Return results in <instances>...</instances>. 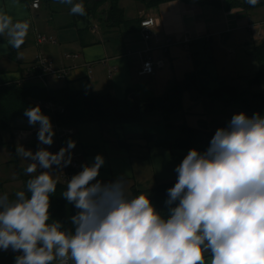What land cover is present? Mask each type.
Wrapping results in <instances>:
<instances>
[{"label":"crops","instance_id":"0c3cea01","mask_svg":"<svg viewBox=\"0 0 264 264\" xmlns=\"http://www.w3.org/2000/svg\"><path fill=\"white\" fill-rule=\"evenodd\" d=\"M94 1L98 0H82L85 15L80 16L71 13V5L56 0H40L38 8H33L32 2L0 0V13L11 16L13 22L27 21L30 25L20 49L25 53L24 59L17 58V50L11 47L9 37L0 35V85L36 83L49 89L110 93L121 100L135 98L149 103L146 100L164 96L187 73L194 71L199 85L208 91L225 83L240 92L264 93L263 85L251 82L260 68L255 49L264 40L261 0L249 6L245 5L247 0H163L155 6L139 0H119L123 20L115 26L107 22L110 2L94 13ZM230 4L233 5L228 7ZM146 15L159 19L149 41L143 39L140 28V20ZM37 33L48 34L55 42L40 43ZM187 37L191 40L184 44ZM168 39L172 44L164 48ZM147 46L153 48L155 58L164 61V66L156 68L153 74L140 73L142 58L138 51ZM38 54L57 69L67 68L68 74L48 75L44 81L34 77ZM109 70H113L111 77ZM241 112L249 117L255 113L264 116V107L247 110L240 104L207 96L194 99L186 92L182 109L172 115L169 127L156 109L146 112L141 121L72 126L74 131L63 144L65 147L68 140L75 141L72 150L79 154L81 166L91 165L96 155H102L105 163L97 179L109 182L124 176L128 193L132 195L133 189L176 182L175 168L191 150L168 145L150 147L146 134L176 140L181 136L180 126L196 127L202 120L215 134L218 128L228 125L234 114ZM38 129L39 124L32 126L27 120L16 121L7 128L0 126V194L22 190L25 178L30 176L25 172L29 161L16 154L17 143L34 152L41 147L58 145L56 134L52 145H41ZM192 149L203 152L207 147L198 144ZM51 171L60 182L63 169L54 166ZM1 176L12 177L4 180ZM7 185L9 190L5 189ZM15 258L11 248L7 252L0 249V264H15ZM209 260L210 255L206 254V261ZM69 263L74 264L71 260Z\"/></svg>","mask_w":264,"mask_h":264},{"label":"clouds","instance_id":"9594fccd","mask_svg":"<svg viewBox=\"0 0 264 264\" xmlns=\"http://www.w3.org/2000/svg\"><path fill=\"white\" fill-rule=\"evenodd\" d=\"M60 3L85 15L82 0ZM29 27L0 13V35L9 37L18 59L25 57L20 49ZM24 116L30 125L39 124L40 144L52 145L55 131L41 107L25 109ZM75 146L71 139L56 153L17 146L16 154L29 161L26 174L40 171L27 181L30 195L0 194V249L20 253L15 264H264V116L234 114L205 151H188L167 189L166 215L149 195L131 196L124 176L97 179L105 160L96 155L62 194L78 210L69 230L60 221L49 223L57 187L51 170L70 165Z\"/></svg>","mask_w":264,"mask_h":264},{"label":"trees","instance_id":"16d2710c","mask_svg":"<svg viewBox=\"0 0 264 264\" xmlns=\"http://www.w3.org/2000/svg\"><path fill=\"white\" fill-rule=\"evenodd\" d=\"M22 1L33 3L34 0ZM107 1L110 2V7L106 10L107 22L112 26L118 25L123 20L122 10L118 6L119 0L94 1L92 10L96 13L97 9ZM139 1L147 6H155L163 0ZM73 2H77V0H73ZM261 3L264 4V0H261ZM231 5L233 4H230L228 7ZM245 5L249 6L251 4L246 2ZM255 56L260 68L255 77L251 79V82L261 84L264 87V40L256 46ZM34 71L35 73L38 72L36 68H34ZM186 92L194 99L207 96L229 103L240 104L247 110L264 107V93L240 92L225 83H222L215 90L208 91L199 85L197 75L194 71L187 73L184 79L177 82L164 96L158 98L151 97L149 100H146V102H154L153 105L146 107H142L145 101L135 98L121 100L110 93L72 91L67 88L49 89L46 86L36 83L10 82L0 85V126L7 128L11 127L16 121H28V118L24 116L25 109L39 105L42 112L50 117L52 124L55 123L61 127H76L80 124L91 122L117 124L141 121L146 112L156 109L161 111L165 124L169 127L172 125L170 121L172 115L182 109V100ZM202 122L201 125L196 127L188 125L180 126L181 136L176 140L167 141L159 138L156 134H146L145 138L150 147L168 145L177 148L192 149L193 146L198 144L208 147L214 133L209 131L204 120ZM32 176L34 175L25 178L22 190L26 194H28L26 188L27 181ZM174 184L175 181H169L158 183L147 189H133L131 196H138L140 194L149 195L156 209L166 215L168 211L165 205L167 189L174 186ZM66 190L67 186L57 180L56 191L50 196L49 223L60 221L66 229L71 230L73 228L71 217L78 210L62 196ZM1 192L2 182L0 181ZM8 195L10 199H15V194Z\"/></svg>","mask_w":264,"mask_h":264},{"label":"built area","instance_id":"2783aa9c","mask_svg":"<svg viewBox=\"0 0 264 264\" xmlns=\"http://www.w3.org/2000/svg\"><path fill=\"white\" fill-rule=\"evenodd\" d=\"M32 6L37 8L39 7V0H34L32 3ZM147 19H152L153 18H143L140 22V28L142 31V34L145 35L146 38H149L150 36V26H146V24H148V21H146ZM37 38H38V42L40 43H46V42H55L54 38L44 34V33H37ZM190 40L186 39L183 40L184 44L189 43ZM169 44V39L167 40L166 44L164 45V48H166ZM152 47L147 46V48L145 50H141L138 51L139 55L142 58V67H141V74H153L156 70V68H162L164 66V61L163 59L157 57L155 58L152 55ZM35 68L37 69L38 73L33 75L34 77H37L39 79H44L45 76L48 75H52V76H57V77H63L66 76L68 74V69L67 68H62V69H57L55 68L52 63L43 55L38 54L37 58H36V65ZM109 74H113V70H109ZM53 129L56 131V135L59 141V144L56 146V149H49L50 152L52 153H56L60 150L61 147L63 146L62 141L69 136L70 134L73 133V128L71 127H61L58 126L56 124L53 125ZM47 149V148H46ZM82 170L81 164L79 162V155L77 156V154L72 151V162L70 165H68L67 167L63 168V172L61 174V182L65 185H67V181L75 174H77L78 172H80ZM13 254L15 256L19 255L20 253L18 252H14ZM68 264L69 261H68Z\"/></svg>","mask_w":264,"mask_h":264},{"label":"bare ground","instance_id":"6f19581e","mask_svg":"<svg viewBox=\"0 0 264 264\" xmlns=\"http://www.w3.org/2000/svg\"><path fill=\"white\" fill-rule=\"evenodd\" d=\"M33 7V6H32ZM33 8H35V7H33ZM38 8V7H37ZM143 18H153V20L152 19H147L146 21H148V24H146V26H150V25H152L151 27H150V36H149V38H146L145 37V35L143 34V39L145 40V41H149L151 38H152V36H153V29L156 27V26H158L159 25V19L157 18V16H154V15H146V16H144ZM142 18V19H143ZM141 19V20H142ZM141 20H140V22H141ZM186 39H188V40H191L190 38H185V40ZM55 40V39H54ZM172 44V40L171 39H169V44H168V46H167V48L170 46ZM187 46V45H186ZM147 48V47H146ZM145 48V49H146ZM145 49H143V50H145ZM38 73V72H37ZM109 76L111 77L112 76V74H109ZM45 79V78H44ZM44 79H43V81H44ZM42 80V79H41ZM55 124V123H54ZM54 124H52V125H54ZM57 125V124H56ZM59 126V125H58ZM66 127V126H65ZM71 128H73L72 126H70ZM55 131V130H54ZM55 134H56V131H55ZM71 135V134H70ZM56 137H57V135H56ZM57 141H58V138H57ZM62 143H63V141H62ZM58 144H59V141H58ZM57 146V145H56ZM56 146H54V147H45V148H47V150H49V149H56L57 147ZM63 146H64V144H63ZM71 151H73V150H71ZM76 154H77V156L79 155L76 151H74ZM80 162V161H79ZM63 172V171H62ZM60 182H61V180H60ZM65 185V184H64ZM67 186V185H66Z\"/></svg>","mask_w":264,"mask_h":264},{"label":"rangeland","instance_id":"374dc122","mask_svg":"<svg viewBox=\"0 0 264 264\" xmlns=\"http://www.w3.org/2000/svg\"><path fill=\"white\" fill-rule=\"evenodd\" d=\"M42 1H44V0H42ZM56 1H60V0H56ZM102 22V21H101ZM104 24V22H102V25ZM39 80H41V79H39ZM41 81H43V80H41ZM150 103H153L154 104V102H150ZM152 104V105H153ZM158 110V109H157ZM158 111H160V110H158ZM160 113H161V111H160ZM164 139V138H163ZM17 145H22L23 146V144L22 143H17ZM8 150H10L9 148H7ZM34 152V151H33ZM4 180H7V179H10L12 176H1ZM6 190H9V186L7 185L6 186V188H5ZM12 191V190H11ZM10 249V248H9ZM6 252H7V250H6ZM54 263H59L58 261H54Z\"/></svg>","mask_w":264,"mask_h":264},{"label":"water","instance_id":"95a60500","mask_svg":"<svg viewBox=\"0 0 264 264\" xmlns=\"http://www.w3.org/2000/svg\"><path fill=\"white\" fill-rule=\"evenodd\" d=\"M133 97H134V96L132 95L131 98H133ZM152 104H153V103H150V102H149V103H144V104L142 105V107H146V106H148V105H152Z\"/></svg>","mask_w":264,"mask_h":264}]
</instances>
